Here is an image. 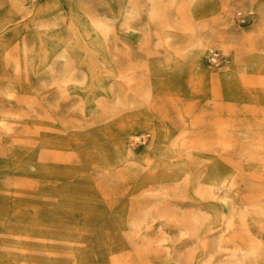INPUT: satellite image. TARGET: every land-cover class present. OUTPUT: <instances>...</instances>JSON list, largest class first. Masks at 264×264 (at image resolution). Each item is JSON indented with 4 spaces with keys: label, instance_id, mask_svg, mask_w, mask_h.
Segmentation results:
<instances>
[{
    "label": "rangeland",
    "instance_id": "374dc122",
    "mask_svg": "<svg viewBox=\"0 0 264 264\" xmlns=\"http://www.w3.org/2000/svg\"><path fill=\"white\" fill-rule=\"evenodd\" d=\"M0 264H264V0H0Z\"/></svg>",
    "mask_w": 264,
    "mask_h": 264
},
{
    "label": "bare ground",
    "instance_id": "6f19581e",
    "mask_svg": "<svg viewBox=\"0 0 264 264\" xmlns=\"http://www.w3.org/2000/svg\"><path fill=\"white\" fill-rule=\"evenodd\" d=\"M227 17H228V16H227ZM199 44H201V45H202V43H200V42H199ZM202 47H205V46H202ZM200 48H201V47H200Z\"/></svg>",
    "mask_w": 264,
    "mask_h": 264
}]
</instances>
